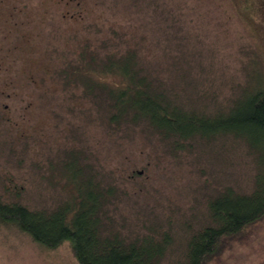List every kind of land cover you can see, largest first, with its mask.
<instances>
[{
    "label": "rangeland",
    "instance_id": "obj_1",
    "mask_svg": "<svg viewBox=\"0 0 264 264\" xmlns=\"http://www.w3.org/2000/svg\"><path fill=\"white\" fill-rule=\"evenodd\" d=\"M113 50L135 55L151 95L226 113L264 87V0H0L3 202L50 213L92 181L114 191L103 197L106 233L167 239L160 264H182L191 236L212 225L210 201L253 191L258 156L230 135L182 142L128 117L110 124L113 102L99 89L119 81L95 77L91 57ZM0 264L78 263L67 243L45 250L0 227ZM213 264H264V222Z\"/></svg>",
    "mask_w": 264,
    "mask_h": 264
},
{
    "label": "trees",
    "instance_id": "obj_2",
    "mask_svg": "<svg viewBox=\"0 0 264 264\" xmlns=\"http://www.w3.org/2000/svg\"><path fill=\"white\" fill-rule=\"evenodd\" d=\"M134 56L120 57L119 51L113 50L106 62L97 60L96 55L91 57L95 77H103L96 71L104 70L119 81L111 90L106 88L108 92L105 87L99 89L113 102L110 124L122 126L129 120L137 125L144 121L165 140L182 142L230 135L243 140L255 158L258 156L253 191L241 194L226 188L209 203L212 225L189 239L182 264H213L250 229L264 222V87L246 91L226 113L202 116L184 110L162 94L151 95L147 78L136 69ZM92 88L88 92L95 94L99 87ZM86 189L88 193L50 213L5 203L0 197V227L27 236L45 250L54 251L67 243L78 264H160L168 249L167 239L127 242L118 234L106 233L104 199L114 191L100 189L92 181Z\"/></svg>",
    "mask_w": 264,
    "mask_h": 264
}]
</instances>
